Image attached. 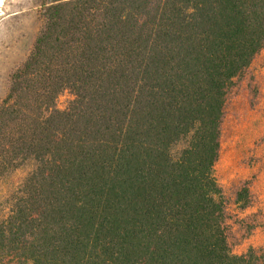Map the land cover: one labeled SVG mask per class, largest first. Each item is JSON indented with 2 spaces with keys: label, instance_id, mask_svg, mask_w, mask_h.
I'll use <instances>...</instances> for the list:
<instances>
[{
  "label": "trees",
  "instance_id": "16d2710c",
  "mask_svg": "<svg viewBox=\"0 0 264 264\" xmlns=\"http://www.w3.org/2000/svg\"><path fill=\"white\" fill-rule=\"evenodd\" d=\"M39 7L0 104V183L29 166L0 204V264H264V246L231 252L213 173L264 0Z\"/></svg>",
  "mask_w": 264,
  "mask_h": 264
},
{
  "label": "rangeland",
  "instance_id": "374dc122",
  "mask_svg": "<svg viewBox=\"0 0 264 264\" xmlns=\"http://www.w3.org/2000/svg\"><path fill=\"white\" fill-rule=\"evenodd\" d=\"M40 1L0 0V104L10 74L29 54L41 26ZM72 99L70 91H62L56 108L66 109ZM28 169L26 165L0 183V204ZM213 173L226 202L231 252L240 255L264 246V48L228 91ZM242 189L247 197L237 202ZM5 212L0 209V215Z\"/></svg>",
  "mask_w": 264,
  "mask_h": 264
}]
</instances>
